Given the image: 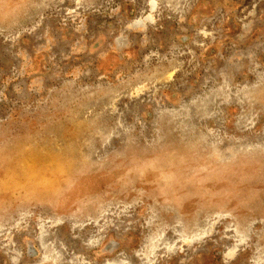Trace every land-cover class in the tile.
I'll return each mask as SVG.
<instances>
[{
    "label": "rangeland",
    "instance_id": "obj_1",
    "mask_svg": "<svg viewBox=\"0 0 264 264\" xmlns=\"http://www.w3.org/2000/svg\"><path fill=\"white\" fill-rule=\"evenodd\" d=\"M0 264H264V0H0Z\"/></svg>",
    "mask_w": 264,
    "mask_h": 264
}]
</instances>
